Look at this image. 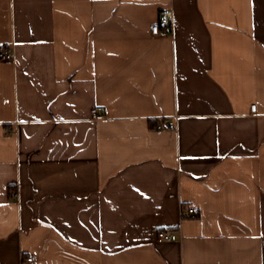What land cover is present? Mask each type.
<instances>
[{
	"label": "crops",
	"instance_id": "1",
	"mask_svg": "<svg viewBox=\"0 0 264 264\" xmlns=\"http://www.w3.org/2000/svg\"><path fill=\"white\" fill-rule=\"evenodd\" d=\"M4 43L0 264H264V0H0Z\"/></svg>",
	"mask_w": 264,
	"mask_h": 264
},
{
	"label": "built area",
	"instance_id": "2",
	"mask_svg": "<svg viewBox=\"0 0 264 264\" xmlns=\"http://www.w3.org/2000/svg\"><path fill=\"white\" fill-rule=\"evenodd\" d=\"M173 21V13L171 8H164L158 16L156 24L152 25L151 33L153 35L162 34L171 28ZM12 58L11 47L8 43H4L0 46V60L8 61ZM255 105L250 107L251 112H255ZM97 119H101V116H97ZM197 209L194 207L188 208L182 212V216H195ZM158 242H172L177 239V234L168 230H159L156 237ZM34 259L32 257L26 258V262L30 263Z\"/></svg>",
	"mask_w": 264,
	"mask_h": 264
}]
</instances>
